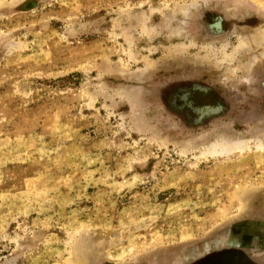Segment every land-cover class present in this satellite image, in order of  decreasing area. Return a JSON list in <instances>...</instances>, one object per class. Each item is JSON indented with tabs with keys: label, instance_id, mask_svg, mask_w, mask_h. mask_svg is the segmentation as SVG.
Segmentation results:
<instances>
[{
	"label": "rangeland",
	"instance_id": "obj_1",
	"mask_svg": "<svg viewBox=\"0 0 264 264\" xmlns=\"http://www.w3.org/2000/svg\"><path fill=\"white\" fill-rule=\"evenodd\" d=\"M0 264H264V0H0Z\"/></svg>",
	"mask_w": 264,
	"mask_h": 264
},
{
	"label": "water",
	"instance_id": "obj_2",
	"mask_svg": "<svg viewBox=\"0 0 264 264\" xmlns=\"http://www.w3.org/2000/svg\"><path fill=\"white\" fill-rule=\"evenodd\" d=\"M183 100L186 101V94L183 96ZM188 106L191 107V102L188 103ZM203 110L205 111L203 112ZM192 111L198 115L195 123H199L203 117L218 113L220 111V107L204 106L201 108H192Z\"/></svg>",
	"mask_w": 264,
	"mask_h": 264
},
{
	"label": "bare ground",
	"instance_id": "obj_3",
	"mask_svg": "<svg viewBox=\"0 0 264 264\" xmlns=\"http://www.w3.org/2000/svg\"><path fill=\"white\" fill-rule=\"evenodd\" d=\"M239 143V142H238ZM240 145V144H239Z\"/></svg>",
	"mask_w": 264,
	"mask_h": 264
}]
</instances>
